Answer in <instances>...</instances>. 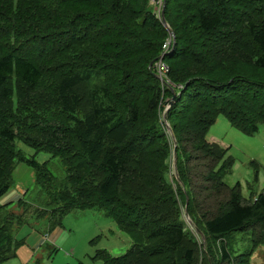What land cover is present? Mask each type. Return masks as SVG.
I'll return each instance as SVG.
<instances>
[{"label":"trees","instance_id":"1","mask_svg":"<svg viewBox=\"0 0 264 264\" xmlns=\"http://www.w3.org/2000/svg\"><path fill=\"white\" fill-rule=\"evenodd\" d=\"M165 19L176 36L163 57L170 86L149 69L169 37L149 0H0V199L19 164L43 194L21 198L23 214L0 207V264L26 244L16 234L28 216L49 233L92 208L132 240L119 257L98 251L103 264H251L264 246V190L245 198L228 186L234 159L207 138L220 116L246 135L264 125V0H166ZM173 97L180 181L163 121ZM187 199L206 244L185 220ZM234 232L250 233L252 248L237 253Z\"/></svg>","mask_w":264,"mask_h":264},{"label":"rangeland","instance_id":"2","mask_svg":"<svg viewBox=\"0 0 264 264\" xmlns=\"http://www.w3.org/2000/svg\"><path fill=\"white\" fill-rule=\"evenodd\" d=\"M151 7V6H150ZM152 9V7H151ZM208 141L216 143L228 149L227 156L234 159L232 172L225 178V183L233 187L237 183L241 185V191L245 198L256 197L264 190V125L255 135H246L232 127L224 116H220L208 134ZM16 147L27 157L35 155V151L27 145L17 142ZM40 163H48L50 171L58 178L65 175L64 167L59 158H53L48 153L41 152L36 156ZM34 172L26 165L19 164L14 173L13 189L22 185L27 194L24 201L36 204V200L42 199L40 189L35 184ZM17 212L24 213L25 207L14 204ZM12 206V204L10 205ZM47 224V219L37 221L33 216H28V227L42 229ZM66 233L55 244L58 251L55 254L46 251L43 246L33 249V260L41 257L44 264H103L96 258L100 250H106L111 257H119L127 253L132 247L130 237L122 232L115 221L105 215L103 210L92 208L76 210L64 219ZM54 232L49 240H54ZM68 235L67 241H64ZM232 248L241 253L252 248L251 235L248 232H234L228 236ZM63 245V246H61ZM30 248V247H29ZM32 249V248H31ZM29 253L24 248V256ZM251 264H264V246L257 248Z\"/></svg>","mask_w":264,"mask_h":264},{"label":"crops","instance_id":"3","mask_svg":"<svg viewBox=\"0 0 264 264\" xmlns=\"http://www.w3.org/2000/svg\"><path fill=\"white\" fill-rule=\"evenodd\" d=\"M231 125V124H230ZM212 143V142H211ZM34 175V173L32 174ZM27 194V191L22 185H18L16 189H12L7 195H5L3 198L0 199V207L1 206H10V209L16 211L14 209L15 203H17L23 196ZM17 212V211H16ZM39 221V220H37ZM47 224L44 228L38 230L35 229V227H28L26 230H24V227L16 234L17 238H23L26 237V244L19 249L18 255L16 258L6 262L5 264H32L34 251L33 249H38L42 246L44 242H49L53 246L58 243V240L63 237L65 230L64 228H57L53 232L54 237L56 238V242L54 240H49L48 237L52 236L47 233ZM68 235L65 236L64 241H67ZM63 246V245H61ZM30 247V248H29ZM24 248H27L29 250V253L24 256ZM32 248V249H31ZM256 252V251H255ZM255 254V253H254ZM253 254V256H254ZM41 258V257H38Z\"/></svg>","mask_w":264,"mask_h":264},{"label":"water","instance_id":"4","mask_svg":"<svg viewBox=\"0 0 264 264\" xmlns=\"http://www.w3.org/2000/svg\"><path fill=\"white\" fill-rule=\"evenodd\" d=\"M165 7H166V4H165L164 10L162 12L163 24L169 30V32L171 33V36L173 38V42H172L173 44H172V46H173V48H175V45H176V36H175L174 32L172 30H170V27H169V25H168V23H167V21L165 19ZM159 59H163V57H160ZM153 65H154V62L150 64V66H149V69L150 70H153ZM157 76L160 78V80L162 81L163 85H165V86H168L169 85L168 82L166 80H164L163 78H161L158 74H157ZM171 90L174 91L173 89H171ZM175 100H176V97H173L172 100L169 102L167 108L165 109L163 119H164L165 123L167 124L166 125L167 126V129H168L169 133L171 134V138H172L173 143H174V154H173V164H172V167L174 169V175H175L176 179L180 181L179 174H178V170H177V153L175 151L176 150V147H177V141H176V137H175V135H174V133L172 131V128L170 127V125L167 122V112L171 108V106L174 104ZM184 216H185L186 222L192 228H194L196 230V232L198 233V235L201 237L202 242L204 244H206V237H205V235L203 234V232L199 228L196 227L195 223L190 218V215H189V212H188V199H187V204H186V207H185Z\"/></svg>","mask_w":264,"mask_h":264},{"label":"built area","instance_id":"5","mask_svg":"<svg viewBox=\"0 0 264 264\" xmlns=\"http://www.w3.org/2000/svg\"><path fill=\"white\" fill-rule=\"evenodd\" d=\"M150 5L153 7L154 13L156 14L157 18L163 22L162 19V12L164 10L166 0H149ZM172 48V37L170 36L164 45V52L161 57H163L166 53H169ZM154 68L157 71V74L166 80L170 86V81L167 79V72L169 71L168 66L164 63L163 59H160L156 62Z\"/></svg>","mask_w":264,"mask_h":264}]
</instances>
